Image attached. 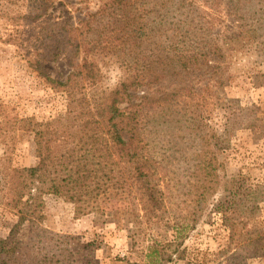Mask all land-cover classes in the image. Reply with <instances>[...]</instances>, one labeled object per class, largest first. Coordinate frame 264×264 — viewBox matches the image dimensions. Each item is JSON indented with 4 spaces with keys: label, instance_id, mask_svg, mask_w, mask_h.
I'll use <instances>...</instances> for the list:
<instances>
[{
    "label": "trees",
    "instance_id": "1",
    "mask_svg": "<svg viewBox=\"0 0 264 264\" xmlns=\"http://www.w3.org/2000/svg\"><path fill=\"white\" fill-rule=\"evenodd\" d=\"M22 1L30 6L28 16L34 17L52 0ZM178 1L99 0L97 8L87 10L75 26L54 23L53 55L66 50L70 62L82 54L81 63L65 81H56L34 67L50 85L72 88L65 118L46 122L15 118L11 124L21 122V129L41 139L43 152L37 164L12 167L8 173L20 182L13 186L17 220L0 240V264H98L90 258L92 243L76 242L69 234L40 226L43 194L63 197L80 214L94 213L103 222L128 227L131 249L145 256L144 260L114 257L109 264H166L171 256H185L183 241L207 209L198 202L195 194L199 191L209 192L211 199L217 194L214 209L224 213L235 210L238 195L242 199L253 195L243 181L220 182V154L230 147L233 125L238 122V116L231 114L227 121L231 126L215 128L213 109L208 106L220 102L217 94L225 82L222 42H215L212 24L202 20L195 2L182 0L177 5ZM263 2L228 0V14L236 17L242 32L254 38L264 35L263 29L256 36L260 29L253 22ZM15 13L22 15L20 9ZM239 34L232 32L228 37ZM108 54L119 78L115 85L100 89L107 71L100 56ZM167 76L180 79L176 93L162 90L155 99L159 81ZM71 78L79 86V99ZM190 101L185 126L176 121L167 132L169 150H175L167 157L155 155L149 149L152 128L166 121L172 104ZM161 102L165 104L159 107ZM122 103L127 105L121 108ZM51 123L57 125L51 128ZM98 186L124 195L132 206L103 208ZM173 186L188 187L181 192V208L173 204ZM36 211L40 214L35 215Z\"/></svg>",
    "mask_w": 264,
    "mask_h": 264
},
{
    "label": "rangeland",
    "instance_id": "2",
    "mask_svg": "<svg viewBox=\"0 0 264 264\" xmlns=\"http://www.w3.org/2000/svg\"><path fill=\"white\" fill-rule=\"evenodd\" d=\"M190 1L195 2L202 20L212 24L209 25L211 36L217 38L215 42L218 45L222 42L225 55L226 63L222 65L225 82L217 94L220 102L214 107L208 104L213 109L214 126L224 129L231 126L227 123L228 116H238V122L233 125L235 131L230 147L220 154L223 164L219 173L220 182L243 181L253 195L244 199L238 195L235 210L229 209L224 213L221 208L214 209L213 201L217 194L213 199L209 197V192L195 194L198 202L207 205L205 215L183 241L186 255L179 258L171 256L172 260L166 264H264V246L261 245L264 244V76L256 77L264 73V43L259 44L260 40H264V35H259L264 29V2L254 12L253 22L260 29L255 32L259 36L254 38L252 33L242 32L236 17L235 20L228 14V0H185V3ZM98 4L99 0L88 4L82 0H52L40 15L32 17L28 16L30 6L22 0H0V240L17 220L13 186L20 185V182L8 173L12 167L37 164L43 152L41 139L21 129V122L14 126L11 124L15 118L25 117H32L37 122L62 119L69 110L68 93L72 88L50 85L34 67L41 68V72L56 81H65L81 63L82 54L74 56L70 62L64 55L66 50L53 55L52 46L56 39L53 35L54 23L67 22L75 26L87 10L96 9ZM176 4H183V1L179 0ZM19 9L22 15L15 13ZM236 31L241 34L228 37ZM100 60L104 71L107 69L99 87L104 89L117 83L118 69L114 68L112 55L100 56ZM70 80L79 99L82 95L78 92L79 86H74V78ZM179 83L180 79L176 76L162 78L155 99L162 90L175 94ZM91 92L87 88L88 95ZM172 99L176 100V97ZM192 103L172 104L166 121L152 128L151 152L160 157L172 154L175 149L169 150L167 132L176 125V121L185 126ZM163 104L161 102L159 107ZM126 105L122 103L120 107ZM56 125L49 124L51 128ZM187 132L183 131L184 134ZM165 134L166 138L163 137ZM187 188L173 186L171 195L177 208L183 207L179 203L183 196L181 192ZM97 193L105 209L123 210L132 206L124 195L106 187L98 186ZM40 211V226L44 229L69 234L76 242L92 243L90 249L93 255L90 258L98 264H109V259L114 257L144 260L145 256H137L132 251L131 231L126 226L103 222L94 213L80 214L72 202L53 194H43ZM36 214L40 212L36 211ZM23 233H26V225Z\"/></svg>",
    "mask_w": 264,
    "mask_h": 264
}]
</instances>
